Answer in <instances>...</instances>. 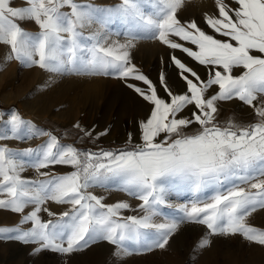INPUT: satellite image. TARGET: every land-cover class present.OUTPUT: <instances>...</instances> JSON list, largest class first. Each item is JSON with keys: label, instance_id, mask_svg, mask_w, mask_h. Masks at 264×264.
<instances>
[{"label": "snow or ice", "instance_id": "snow-or-ice-1", "mask_svg": "<svg viewBox=\"0 0 264 264\" xmlns=\"http://www.w3.org/2000/svg\"><path fill=\"white\" fill-rule=\"evenodd\" d=\"M186 2L119 0L101 8L90 0H0L7 61L56 77L118 78L149 106L138 143L129 134L125 147L96 151L62 143L15 109L0 111V141L46 138L35 147L0 144V210L20 215L15 226H0V239L36 245L32 255H71L103 241L122 261L165 250L187 222L206 229L196 249L210 246L212 236L264 246V227L249 223L264 211V0H213L203 28L179 18ZM28 22L37 30L22 27ZM117 22L123 31L110 29ZM140 40L170 50L182 90H173L164 73L153 82L133 62ZM229 101L249 109L252 122H222L221 103ZM74 127L81 142L107 135ZM29 170L31 178L23 175ZM97 189L139 203L108 204ZM173 194L185 202L169 203ZM50 205L67 207L57 212ZM165 208H176L175 218L160 221Z\"/></svg>", "mask_w": 264, "mask_h": 264}, {"label": "rangeland", "instance_id": "rangeland-1", "mask_svg": "<svg viewBox=\"0 0 264 264\" xmlns=\"http://www.w3.org/2000/svg\"><path fill=\"white\" fill-rule=\"evenodd\" d=\"M98 7L114 5L119 0H90ZM145 12L152 9L145 4ZM215 11L213 0H188L179 11L181 20L196 19L203 28V14ZM26 30L36 31L33 23L22 24ZM113 31H123L119 22L110 26ZM207 30V29H206ZM111 39L123 42V36L113 35ZM8 49L0 45V97L5 104L0 111L15 109L26 120H31L37 127L53 130L62 143L74 144L80 148L117 149L125 147L129 134L134 143L139 142V122L149 114V106L139 98L125 83L114 77H56L53 74L33 67L26 68L15 60L5 59ZM169 52L165 46L153 40H140L132 50L133 62L153 82H158L164 73L169 85L175 91L183 88L176 76V70L169 64ZM180 56V53H176ZM190 62V61H189ZM199 71L204 75V69ZM163 95V92H161ZM232 117L237 123L252 122L249 109L238 101L221 103L220 120L223 122ZM92 131L93 136L107 130L93 144L89 140L81 142L82 133L74 127ZM43 139H34L21 143L19 141H0L12 148L35 147ZM58 172L69 169L58 167ZM31 178L32 170L23 173ZM96 195L105 196V203L111 204L127 200L135 207L139 201L127 197L116 190L105 192L95 190ZM169 203H184L183 197L175 194L168 197ZM54 211L60 212L67 206L50 205ZM176 208H165L166 216L159 219L175 218ZM136 214L126 212L125 215ZM43 218L48 217L44 214ZM20 220L19 214L0 210V226H15ZM249 223L256 227H264V211L254 213ZM25 225L24 227H28ZM206 234V229L194 223H181L178 231L171 238L165 250H154L143 254H134L117 261L113 256L114 247L107 242H97L81 252L71 255H60L44 251L32 255L36 245L23 244L15 240L0 239V264H264V246L249 243L237 236H212L210 246L196 249L199 240ZM194 249L196 251L194 252Z\"/></svg>", "mask_w": 264, "mask_h": 264}, {"label": "built area", "instance_id": "built-area-1", "mask_svg": "<svg viewBox=\"0 0 264 264\" xmlns=\"http://www.w3.org/2000/svg\"><path fill=\"white\" fill-rule=\"evenodd\" d=\"M5 104L1 101V97H0V107H3Z\"/></svg>", "mask_w": 264, "mask_h": 264}]
</instances>
